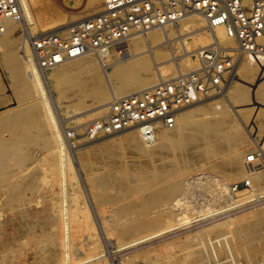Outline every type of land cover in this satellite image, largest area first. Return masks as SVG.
<instances>
[{"label": "bare ground", "instance_id": "obj_1", "mask_svg": "<svg viewBox=\"0 0 264 264\" xmlns=\"http://www.w3.org/2000/svg\"><path fill=\"white\" fill-rule=\"evenodd\" d=\"M22 1L24 3V7H25V12H24L25 20H22L21 22L8 20L7 21L8 29L5 33L2 34L3 37L1 38V43L5 44L8 47H11V45L14 46L15 38H17L16 49H14L17 51V53L10 56V60L14 61V63L16 62V65L19 68V70L16 74L18 75V78L21 82L22 92H25V95L32 97L33 102H34L33 104H35L34 116H36L37 118L43 119L42 121H44V126H45V128L47 130V134H48V136L45 137V139H46L45 145H47L49 147V149L47 150L48 152H44L43 154H41L39 158L35 159L34 163L40 165L39 167H40L41 172H42L41 179H44L43 181H45L47 183V186L50 187V189L53 191V195H54L50 199L51 200L50 211L56 212L57 215L55 214L56 217L54 218L53 217L54 213H52V214L50 213L51 215L49 214V217H51V219H52V217L54 219L58 218V223L57 224L55 223L56 225H54V227L52 226V229H53L52 232L58 233V234L57 233L56 234L58 235L59 241L57 242L55 240L54 241L52 240V239H54V238H52L54 236V234H53L51 237L52 241L50 240L48 242V243H52V244L56 245V247H57V249H56L57 251L54 250L55 253H52V255H50L51 260L52 259H54V260L59 259L60 264H111L110 262H108L105 259V257L107 256V255H104L105 250H103V248L105 246L104 247L102 246L105 243L100 246V244H101L99 242L100 240H97V239L94 241L90 240L91 243H89L87 246H85L84 242L80 243L81 239H79V237L80 236L84 237L85 235H87V234H85L83 236L84 233L89 234V239L90 238L94 239L96 237V234L98 235L97 227H99V226H100L102 232H104V233L106 232L105 237L112 238L111 236H114L118 240V242L119 241L121 242L120 244H118L119 247L117 250H113L116 248V246H114L115 244L113 245L112 243H110V244H112V246H111L112 252H110V251L109 252L112 255L111 259L114 260L115 258H118L119 256L114 255L113 252L119 251L121 249H128L132 246H135L139 243L147 241L151 238L154 239V237H156V236L158 237L159 235H162V236H160L162 238L163 235H165V233H169L172 231H174V233H175L176 230L180 229V227H183V226L185 227V226H187V224H190V223L193 224V222L197 223L199 221V224L197 223L198 225H195V226L193 225L194 226L193 228H197V227L201 226L200 230L195 229V231H197L199 233V231L205 230L207 238H210V236H208V233L206 232V230H208V232L210 231V233H211V231H214L219 226H224V225L231 226V225H233L235 223L236 219H238L240 217L243 218V216H245V215H247V216L253 215V217H257V216H260L263 214L259 210H262L264 208V200H263L264 193H262L261 195L259 194L258 196L255 193L256 194L255 195L253 193V192H255L253 190V189H255V186L253 184V189L247 188V187L243 188L244 186H242L241 187L242 189L232 190L233 193L231 192L230 196L228 197L227 193L230 189L229 187H231L230 186L231 183L229 180L223 178L219 174H217L218 176H220L218 179H215L216 176H215V178L214 177L211 178L212 175L210 176L209 174H205L203 177V180H201L202 183H205V184H203L205 186H206V184L208 186L209 185L208 183L213 184V185H211V184L210 185H211V187L214 186L213 187L214 188L213 193H215V196H214V194L211 193L212 191L211 192L209 191V190H211L210 189L211 187L209 186V190H207V192L209 191L211 194H213L214 197L210 198L211 200L206 202V204H204V206L195 205L190 200H188V194L191 192V187H192L190 184L191 181H189L187 183V187H189V189L180 193L181 195H179V196H181V197H174L168 205L166 202H167V199H169V197L172 195V193L174 191H177L181 187V181H180V179L177 178V176L179 174H181L182 172H185V171H193L196 168H198L200 166H204L206 164H209V167L213 168L217 172H222V173L226 174L230 178H237L241 175L242 176L245 175L246 177H249V179L255 180V182H256L257 179H259V177L262 178L264 176V164L259 163V161L261 162L262 158L264 159V139H261L260 142L257 141L258 146L257 145L256 146L258 147V149L256 151L255 150L252 151V153L257 152L255 155L257 160L254 163L248 162L249 156L246 157L247 150L242 146V144L238 143L234 139H231L230 141L228 140L229 141L228 143H222L220 139H216V140L213 139L216 134H218V133L220 134L221 131H223V129L228 126L227 124H230L232 122L231 118L227 115V112L224 110V108H227V104H226L227 102H229L230 104L231 103L233 104V102H235L237 104V106L239 107V109L241 110V112L243 113L244 118H248V116L249 117L252 116V118H253L252 119V122H253L252 126L254 127V129H256L257 131H260V132L263 131L264 127H262V125H264L263 124L264 118L259 117L258 114H260V112H259L260 110L264 111V77L263 78L260 77L258 80H256L257 86H256V89L253 88V90H250L244 84H240L239 87H237V90L233 91L232 84L233 83H235V84L245 83L249 79L256 78L257 77L256 73H258V69L251 68L249 66L248 62L250 63L251 61H253V62L254 61H261V60H264V58L258 59V58H255V57H252V56L246 54L244 56H241L238 59L237 63L235 64V66L231 70V75L236 70L238 62L243 57L250 56V58L245 57L241 60L239 66H238V70H237V73H239V77H235L232 81H230L231 83L229 81L226 83L224 91L222 92L224 94H221L222 97L224 96L223 102L221 103V101H219V100L216 102L215 101L210 102V104L212 103L215 105V108L220 109V114L213 117L210 121L211 124L216 126V129H215L216 132H214V134H212L211 137L205 138L200 134V132L192 131L191 126L189 124V120L191 117H190V114L187 110L182 112V118H181V121L179 123H178V117H177V121H176V124L174 126H172V127L159 126L156 129L155 136L152 140H147L146 137L143 135L142 131L137 127L127 128V129L136 130V131L127 132L128 135L125 138V141L127 142V144L133 149L135 154H143L145 156V159H146L145 164H146V166H148L152 170L153 176L155 178H158L159 180L161 179V180H167L168 181L167 185H164V186H161L158 188H154L151 191L150 196H146V198H145V202H148V203L152 202L153 204L160 203V205L162 204V206L155 213L154 222L152 224L151 223L144 224L141 222H129L127 224H121V222L124 221V219H126L125 217L120 216V217L116 218V217L111 216L110 218H107L104 221L101 219V225H100L99 218H98L97 214H95L94 216L88 215L89 213H91L88 210L89 209L88 203L90 201L88 202L84 196L83 186H82L84 184H81V181H80L81 179H79L77 174H76V169H75V165H74L75 162L73 161V154L75 153V151H76V153H78L84 149H87L91 145H89L85 148L79 149L77 140L74 141V143H75L74 145H73V143L69 142L68 135H67V132L70 131V129L68 128L69 123H67L68 117L63 116V111H65V110L63 108L61 109V101L58 100L59 98L57 99V96L55 94L56 93L55 92L56 87L57 86H65L67 84L69 85V83L71 81L75 80L78 73L73 72V70H75L76 68L77 69H85V68H89V67L95 68L94 66L100 65L101 68L103 69V74H104V79L102 80V78H101V84L104 81H106V83L109 84V86H111L112 98H114L115 96L127 95L130 93H133V90L138 91L140 89L156 85L157 83H159L162 80L170 79V78L176 76L180 72H185V70H190V68H194L196 66L195 64H197V62H196V60H193L190 57V55L192 53H197V51L200 48H203V47L209 45L215 37L219 40V42L221 44L227 45V46H233V47H235L237 45V40L234 37L230 36L223 26H216L215 29L212 30L211 28H209L207 26V22L204 19V17H202L198 13H195V15L194 14L188 15V16H186V17H184L178 21L168 23V24L161 26V27H156V28H152V29H149L146 31L134 33L133 35H131L128 38V40L123 45H113V46L107 48L106 50L101 51L100 54L99 53H88V54H84V55L77 56V57H71V58L63 59L62 61L58 62L57 64H55L51 67L42 68L36 62L35 55L33 52V47L31 45V43L26 41L24 38V34H23V29L25 28L24 21H26L30 25V29L34 35L38 34L37 33L38 30H42L43 32H56L55 30L51 31L52 29H54V27H56V26H51V24L54 22L56 23V21L58 22L59 20H61V16L62 15L66 16V13L64 14V12H62L61 8H63V7L59 8L58 6L55 5L56 2H55V4L52 3L53 2L52 0H22ZM89 1H90V5L88 8H86V10L84 9L82 11H79V10L70 11L71 17L76 20V21H72L74 24H78V23L82 22L84 19H87L85 15H84L85 17L82 16L84 13H87L88 15H93L94 13L97 14L96 12L99 11V7L102 6L101 4H100V6L94 4L95 1H93V0H89ZM33 6H35V8H33ZM63 9H65V8H63ZM193 16H197L195 18L193 24L196 26H199V28L191 29L189 32L185 33L183 35V37H177V36L171 37L170 36L171 33L166 32L165 28H167V27L172 28L171 26L177 25L179 22H181V21L183 22L186 19H188L189 17H193ZM62 18L63 19L61 21L64 22L63 20H65V19H64V17H62ZM61 21H59V22H61ZM65 22L62 24L63 25L66 24ZM204 23H205V26L203 25ZM18 24L22 25V34L19 33V28H17ZM187 24H188L187 21L183 22L182 26H183L184 30L189 29L191 27V26L187 27L186 26ZM69 26H70V24H69ZM65 27H66V25H65ZM65 27L62 26V28H65ZM178 28H179V25H178ZM172 29H174V27ZM67 30L69 31L70 29H67ZM200 30H204L205 33L203 32L200 34H196V33H199ZM174 31L175 30H172L173 36L175 35ZM192 33H193L194 40L192 43L191 42L189 43L186 39H187V36L192 35ZM18 39L20 40L19 43H18V41H19ZM177 40L180 42V44L184 48L183 49V50H185L184 56L187 58V59L184 58L187 62L184 65V68H182V69H181L180 65L178 66L179 69L176 66V62H177L178 58H177V54H175V52H174V50L176 49L174 44H175V41H177ZM19 44H20V46H19L20 50L18 47ZM194 45L195 46L198 45V46L193 48ZM10 50H12V48ZM93 55H95V56H93ZM163 59L164 60L165 59L166 60L172 59L173 63H171L169 61V64L160 66L161 60H163ZM150 61L154 65L155 69L157 70L156 75L159 79L158 82L156 81L157 83H155V80L154 81L152 80V75L150 73L148 74V73L144 72V71L148 72V70H150L149 63H148ZM121 65L125 66L127 69L130 70V72H128V73H130L131 76H130V74L128 75L126 73L123 77H127V76L129 77L130 76L129 78L128 77L125 78V80H123L119 84H113V80L115 78H118V70L121 69L120 68ZM139 69L144 70V71L142 72ZM166 74H171L173 76L169 77V76H166ZM2 87L3 86H2L1 81H0V91L2 90ZM227 90H228V94H226ZM119 94H122V95H119ZM229 94L231 95V97L228 98L227 95H229ZM216 95H220V94H216ZM208 98H210V97H208ZM208 98H205V99H208ZM205 99L195 101V102L187 105L186 107L194 105L195 103H200V102L204 101ZM28 103H29V101H28ZM106 105H107V103L101 104V106L92 108V109H90L84 113H87L86 115H89V116L94 115L99 111H105ZM186 107H184V108H186ZM184 108H182L180 110V112ZM66 112H65V114H66ZM72 112H75V111H72ZM180 112H179V114H180ZM84 113H81V115H83ZM179 114H178V116H179ZM74 115L77 116L80 114L75 113ZM36 117H35V119H36ZM79 118L81 119V116H79L78 119ZM11 119H12L11 116H7L6 119L4 117H0V124H2L4 122H10ZM4 124L0 125V126L5 127ZM84 124L85 123H82L81 125L79 124L78 126H83ZM4 129H6V128H4ZM82 129H83V127H82ZM127 129H125V130H127ZM4 131L3 132L1 131V133H4ZM122 131H124V130H121L119 132H115L112 134H108V135L117 134V133H120ZM6 133H8V132H6ZM5 135L7 136V134H5ZM103 136L107 137L106 135H103ZM137 137H139L138 139H140L142 144H139ZM0 138H1V136H0ZM6 138H8V137H6ZM6 138L3 137L0 140V148L2 147L1 144L4 145V149L0 150V173H1L0 178L1 179L3 178V180L5 179L8 181L10 179L9 177L11 176V174L15 171L14 165H17L20 162H22L24 164V162H26V160H28L31 157H30V154L27 155V157H25V153H26L25 151H24L25 153L17 151L22 146V144L20 143L21 138H19L17 136H10V138H8L9 140ZM101 138H102V136H101ZM97 139H95V140L97 141ZM99 139H100V137H99ZM110 139H113V138H109L108 140H106V142H109ZM160 139H161V142H159ZM255 139H256V137H255ZM95 140H92V141L95 142ZM88 143H92V142H88ZM88 143H86V144H88ZM74 147H77V149ZM80 147H83V145L82 146L80 145ZM221 147L224 149L228 148L229 150H231V149L235 150V153L231 154L226 159L217 160V159H215L216 157H215L214 152L216 150L220 151L219 148H221ZM124 152H125V150H124ZM13 157H16L17 160H13L12 159ZM124 158H126V157H124ZM249 179H245V180H247L248 183L251 185V183H250L251 180L249 181ZM5 180L1 184H4V182H6ZM198 181H200V180H198ZM10 184H11V182L10 183L8 182V185H6V186L9 187ZM188 184H190V185H188ZM195 184H196V182H195ZM4 185H1V187ZM85 185H86V183H85ZM200 185H201V183H200ZM201 186H200V188H201ZM23 187L24 186L22 184L17 185V183H16L15 187H12V188L9 187L8 189L5 188L4 190L7 189L9 191V193H11L13 195L15 194L16 196L15 195L14 196L17 198V197H19L17 194L19 192H21ZM206 188L208 189V187H205V189ZM227 188H228V190H227ZM205 189H203V187H202V190L205 191ZM0 190H1V188H0ZM5 194H8V193L5 192ZM19 195H21V194H19ZM253 195L256 197H254ZM0 196H2V195H0ZM15 197H12V198H15ZM210 197H212V196H210ZM254 199L255 200L259 199V202L257 204L245 206L244 208L238 209V207H242L243 205H247L250 201H254ZM90 200H91V197H90ZM217 200H219V201L221 200V201L219 202ZM28 202H30V201H28ZM17 203L15 205H10L6 210L2 209V207H4L3 205L1 206V208H0V229L6 223H10L11 225H14L16 227L24 226V228L26 230H28L27 226H28V223L30 222L29 219L31 217H33V211L34 210L28 209V208L26 209L25 206L27 204L25 202H23L24 204L21 201H20V203H19V201ZM3 204H5V203H3ZM142 204H143V202H139V203H135L133 206H138V208L140 209ZM260 205H263V206L261 207ZM214 206H216V207H214ZM258 206H260L261 208H254V207H258ZM252 208H254V209L250 210ZM134 209H137V207H134ZM234 209H238V210H234ZM232 210H234V211H232ZM246 210H248V212H245L244 214L237 215V214H239L243 211H246ZM42 212L44 213V211H42ZM131 212H134V211L132 210ZM85 213L87 214L86 216H84ZM45 214H42V216L44 215L43 218L47 217L48 220H50L49 217L46 216ZM5 215H7L6 216L7 218L5 217ZM128 216H129V218H131V214H128ZM93 217L96 218L95 219L96 222L93 219ZM4 218H6V219H4ZM40 218L41 217L39 216L37 218V220ZM33 219H34V221H36L35 218H33ZM40 220H42V219H40ZM34 221H33V223H35ZM54 222H57V221L55 220ZM54 222H53V224H54ZM204 225H208V226L205 227ZM151 226H157L160 228L156 231H153L152 233H149V234L144 233V235H140L135 239L128 240L129 237H131V235H133L135 232L145 231L147 228H149ZM189 229H186V231L188 232ZM30 231H32V229H30ZM192 231H193V229H192ZM23 232L27 233L29 231L23 230ZM23 232L21 231V233H23ZM187 232H185V233H187ZM26 233H23V234L25 235ZM180 233H183V232H180ZM189 233L190 232H188V234ZM191 233L193 234V232H191ZM191 233H190V235H191ZM139 234H141V233H139ZM26 235H28V234H26ZM30 235H32V233H30ZM109 235H111V236H109ZM171 235H176V233L171 234ZM185 236H188V235H185ZM194 236H197V235H194ZM99 237L100 236H97V238H99ZM166 237H168V236H166ZM177 237H178V235H177ZM183 238H185V237H183ZM192 238H193V236H191V239ZM197 238H198V236H197ZM165 239L163 238L162 241L163 240L165 241ZM167 239H169V238H167ZM82 240L85 241L86 239L84 240V238H82ZM122 240L123 241L125 240V242H122ZM105 241L106 240L104 239V242ZM167 241H168V243H171V242H169V240H167ZM171 241H172V239H171ZM166 242L162 243L163 244L162 246H165L164 244ZM83 243H84V245H83ZM201 243H202V240H201ZM237 243H235L236 247L240 245L239 243L237 245ZM253 243H254V241H253ZM110 244H109V246H110ZM152 244H153V242H152ZM243 244H241L242 247H243ZM248 244H250V246ZM248 244H246L247 248L248 247L251 248V246H253V245H251V242L250 243L248 242ZM254 244L256 245L257 243L255 242ZM166 245H168V244H166ZM169 245H171V244H169ZM194 245L195 244L192 245L193 248H195ZM198 245H200V244H198ZM198 245H197V247H198ZM241 245H240V247H241ZM263 245H264V243H263ZM263 245H262V247H263ZM143 246H145V245H143ZM188 246L190 247V245H188ZM246 246H244V248ZM73 247H75V249L79 252L80 255L84 256L83 259L74 260L75 256H74V252H73ZM101 248H102V250H101ZM138 248L139 247H137V249ZM244 248H242V249L244 250ZM258 248H259V246H258ZM142 249H140V250H142ZM242 249H240V250H242ZM76 250H74V251H76ZM234 250H236V248ZM237 250H239V248ZM237 250L235 252H238ZM240 250H239V252H240ZM133 251H134V249H133ZM149 251L153 252L156 250L152 249V251L151 250H149ZM190 252L193 254V252H196V251L192 250ZM197 253H198L197 254V257H198L199 252H197ZM202 254H203V252H202ZM119 255L121 256L123 254H119ZM205 255L206 254H204L203 257ZM210 255H212V254H210ZM76 256H78V255H76ZM184 256L186 257V254ZM187 256H188V253H187ZM190 256H192V255H190ZM208 256L209 255H207L205 257L208 258ZM81 257H78V258L80 259ZM211 258H212V256H211ZM256 258H258V257H256ZM256 258H254V259L256 260ZM129 259H131V258H129ZM191 259H192L191 260V262H192L193 258H191ZM197 259L198 260L195 262V264H198V262H200V264H201V261H199V258H197ZM209 259H210V256H209ZM262 259H263V257H262ZM201 260H202V262L206 261L203 259H201ZM232 260H233V256H232ZM121 261H122L121 264H123V259H121ZM186 261L188 262L189 258L186 259L185 262ZM208 261L209 260L207 259L205 264H207ZM232 262H234V261H232ZM236 262H237V259H236ZM236 262L234 264H236ZM118 263H119V261H118ZM250 264H257V263H256V261H253ZM260 264H262V263H260Z\"/></svg>", "mask_w": 264, "mask_h": 264}, {"label": "rangeland", "instance_id": "obj_2", "mask_svg": "<svg viewBox=\"0 0 264 264\" xmlns=\"http://www.w3.org/2000/svg\"><path fill=\"white\" fill-rule=\"evenodd\" d=\"M52 1H53L52 3H54V4L56 2L55 5L58 6L59 8H61V7L65 8V9H63V8H61V9H62V12H64V14L66 13V16L65 15L61 16V20L63 19L62 17H64L65 20H63V21L64 22L66 21L65 22L66 24L63 25L62 23H64V22H62L61 20H59L61 22L56 21V23L54 22L51 24V26H56L51 31L55 30L56 32H67L68 31L67 29H71L72 27L77 25V24H74L72 22V21H76V20L71 17L70 11H74V10L82 11L84 9L86 10V8H88L90 5L89 0H52ZM93 1H95L94 4L100 6V4L101 5L103 4L104 0H93ZM33 8H35V6H33ZM100 11H102V6L99 7L98 12H100ZM98 12H96V13L98 14ZM94 14L88 15L87 13H84L82 16L83 17L86 16V18L89 19V18H92L96 15V14L95 15ZM196 17L197 16L189 17L188 19L183 21V22H186V21L188 22V24L186 26L187 27L191 26L189 29L184 30V28L182 26L183 22L181 21L177 25L171 26L172 28L174 27V29L167 27V28H165V30L167 33H171V35H170L171 37H175V36L183 37V35L185 33L189 32L191 29L199 28V26H196L193 24ZM69 24H70V26H69ZM65 25H66V27H65ZM178 25H179V28H178ZM203 25L205 26V23ZM62 26H64L65 28H62ZM17 28H19V33L22 34V25L18 24ZM172 30H175L174 36L172 35ZM42 32H43L42 30L37 31V33H42ZM203 32L205 33L204 30H200L199 33H196V34H200ZM2 37H3V35H0V69H1V72H2L3 77H4V81H2L3 87H2V90L0 91V101H3V102L6 101V103L8 105L0 110V117H4L6 119L7 116H11L12 119L10 120V122H4L5 124L4 123L0 124V125L4 124V126H5V127L0 126V136H1V138H3V137L4 138H6V137L10 138V136H17V137L21 138L20 143L22 144V146L17 151H20L23 153L26 152L25 157H27V155L30 154L31 158L26 160V162H24V164L22 162H20L17 165H14L15 171L11 174V176L9 177L10 179L8 181L4 179L6 181V182H4L5 185L1 184V183H3L4 180H3V178L2 179L0 178V188H1L0 195H2V196H0L2 198V199L0 198V203H1L0 208L3 205L4 207H2V209L6 210L10 205H15L18 201H19V203L21 201L22 203L25 202L27 204V205L25 204L26 206L24 205L26 209L28 208V209H32L34 211H33V217H31L29 219L30 222L28 221L29 222L28 226H27L28 230H26L24 228V226L16 227L14 225H11L10 223H6L0 229V264H60L59 259H56V260L52 259L51 260V258H50V255H52V253H55L54 250L57 249L56 245H54L52 243H48L51 240V237L53 234H54V236L52 238H54V239H52V240L53 241L55 240L57 242L59 241L58 235H57L58 233L56 232L57 233L56 234V233L52 232V230H53L52 226L54 227V225H56L58 223V218L54 219L57 215L56 212L50 211V209H51L50 208V204H51L50 199L54 196L53 191L50 189L49 186H47V183L45 181H43L44 179H41L42 172H41V169L39 167L40 165L34 163L35 159L39 158L41 154H43L44 152H48L47 150L49 149V147L47 145H45L46 144L45 143L46 142L45 137L48 136L47 130L44 126V121H42L43 119H40V118H37L36 116H34L35 104H33L34 103L33 99L31 96L25 95V92H22L21 82L18 78V75L16 74L18 72L19 68L16 65V62L14 63V61L10 60V56L17 53V51L14 50V49H16L17 38H15L14 46L11 45V47H8L5 44L1 43ZM186 40L189 43L190 42L192 43L194 40L193 33H192V35H188ZM19 42H20V40L18 41V43ZM174 45L176 48L174 50V52H175V54H177V58H178V60L176 62V66L178 68V66L180 65V67L182 69V68H184V65L187 62L185 60L187 58L184 56L185 50H183L184 48L182 47V45L180 44V42L178 40L175 41ZM19 46H20V44L18 45V47ZM197 46L198 45H196V46L194 45L193 48L197 47ZM9 48L10 49L12 48V50H10ZM19 50H20V47H19ZM93 56H95V55H93ZM190 57L193 60H196V62H197L196 55L194 53H192L190 55ZM245 57L250 58V56H245ZM245 57H243V58H245ZM241 60L238 62L237 68L232 73V75H231V72H228V74H227L228 79L227 80L229 82L232 81L235 77H239V73H237V70H238V66H239ZM169 61L171 63H173L172 59L171 60H166V59L161 60L160 66L169 64ZM148 63H149V67H150V70H148V72H146L144 70H140V69L139 70L142 72L144 71L145 73H148V74L150 73L152 75V80L153 81L155 80V83H157L159 80L157 75H156L157 70L155 69V67L151 63V61ZM248 64L251 68L258 69V73H256L257 77L253 78V79H249L245 83H237V84L233 83L232 84L233 91H236L237 87H239L240 84H244L250 90H253V88L256 89V86H257L256 80H258L260 77L261 78L264 77V60L254 61V62L251 61L250 63L248 62ZM195 65H197V64H195ZM94 67L95 68L89 67V68H85V69H77L76 68L77 70L76 69L73 70V72L78 73L76 79L71 81L69 83V85L67 84L65 86H57L55 89L56 90L55 94L57 96V99L59 98L58 100L61 101V109L63 108L65 110V111H63V116L68 117V120H67V123H69L68 128L70 130L71 129H77L80 133L83 131L82 127L85 124L83 126H78L79 124L81 125L82 123L89 122L90 120L101 116L105 111H99L96 114L90 115V116L86 115L87 113H84V112H87L88 110H90L92 108L101 106V104H104V103H107V105H108L109 101H111V99H112L111 86H109V84H107L106 81H104L101 84V78H102V80L104 79L103 69L101 68L100 65H97ZM120 68L121 69L118 70V78H115L113 80V84L121 83L123 80H125V78L128 77L127 75H126L127 77H123V76L126 73L128 75L130 74V73H128V72H130V70L127 69L125 66L121 65ZM190 69H192V68H190ZM185 71H188V70H185ZM130 76H131V74H130ZM166 76L172 77L173 75L166 74ZM134 91L135 90H133V92ZM223 91L224 90H222L220 93H217L220 95L213 94L214 95V96L212 95L213 97L210 96V98L205 99L204 101H202L200 103H195L194 105H191L189 107L184 108L178 116V123L181 121L182 112L187 110L190 114V117H191L189 120V124L191 126L192 131L200 132V134L205 138L211 137L212 134H214V132H216V130H215L216 126L211 124L210 121L213 117L220 114V109L215 108V105L212 103L210 104V102H214V101L216 102L219 100L222 103L224 100V98H223L224 96L222 97V95H221V94H224V93H222ZM226 94H228V90H227ZM119 95H122V94H119ZM227 97L229 98V97H231V95L229 94V95H227ZM4 99H6V100H4ZM28 101H29V103H28ZM226 104H227V108H224V110L227 112V115L231 118L232 122L230 124H227L228 126L225 127L223 129V131H221L220 134L219 133L216 134L213 139L214 140L220 139L222 143H228L231 139H234L238 143L242 144V146L247 150L246 157H248L252 153V151H254V150L256 151L258 149V147H257L258 142L257 141L260 142L261 139H264V129L261 132L254 129V127L252 126L253 125L252 116H250V117L248 116V118H244L243 113L241 112V110L239 109V107L237 106V104L235 102H233L234 105L232 103L230 104L229 102H227ZM72 111H75V112H72ZM65 112H66V114H65ZM259 112H260V114H258V116L264 118V111L260 110ZM75 113L80 114V115L75 116L74 115ZM81 113H84L83 114L84 116L81 115ZM79 116H81V119L80 118L78 119ZM35 117H36V119H35ZM262 127H264V125H262ZM4 128H6V129L8 128V129L6 130ZM1 131L2 132L4 131V133H1ZM129 131H136V130L127 129V130H124V131L117 133V134L106 135L107 137L102 136V138L101 137H100V139L98 138L97 141L95 140V142L88 141L85 139L84 140L81 139V140L77 141L79 149H82V148H85V147L91 145L87 149H84L78 153H76V151H75V153L73 154V161L75 162L74 165H75V169H76V174H77L78 178L81 179L80 180L81 184H84V185H82L84 196L88 202L90 201L88 203V205H89L88 210L91 213H89L88 215L94 216L95 214H97V216L99 218L100 225H101V219L104 221L105 219L110 218L111 216L116 217V218H118L120 216L125 217L126 219H124V221H122L121 224H127L129 222H141L144 224H148V223L152 224L154 222L155 213L162 206V204L160 205V203L153 204L152 202H149V203L145 202V198H146V196H150L151 191L154 188H158V187L167 185L168 181L167 180H161V179L159 180L158 178H155L153 176L152 170L148 166H146V164H145V161H146L145 156L143 154H135L134 153L133 149L125 141V138L128 135L127 132H129ZM6 132H8L9 134ZM5 134H7V136ZM255 137H256V139H255ZM1 138H0V140H1ZM8 138H6V139H8ZM109 138H113V139H110L109 142H106V140H108ZM138 138L139 137H137L139 144H142V142ZM87 141L92 142V143H88ZM159 142H161V139ZM86 143H88V144H86ZM80 145L81 146L83 145V147H80ZM1 146L2 147L0 148V150H3L4 145L1 144ZM74 148L77 149V147H74ZM227 149L228 148L224 149L221 147V148H219L220 151L216 150L214 152L215 157H216L215 159L223 160V159H226L227 157H229L231 154L235 153V150H232V149L227 150ZM124 150H125V152H124ZM124 157H126V158H124ZM12 159L17 160L16 157H13ZM259 163L264 164V159L262 158L261 162L259 161ZM196 169L193 171L182 172L181 174H179L177 176V178L180 179V181H181V187L177 191H174L172 193V195L169 197V199H167V202H166L167 205L170 203V201H172V199L174 197H181V196H179V195H181L180 193L188 190L189 187H187V183L189 181H192L190 183L192 187H191V192L188 194V200H190L195 205L204 206V204H206V202L211 200L210 198H213L215 196V193H213L214 192V190H213L214 186L211 187V185H213V184L208 183L209 185L207 186V184H206V186H205V185H203L205 183L201 182V180H203V177L205 174H209L210 176L212 175L211 178H213V177L215 178V176H216L215 179H218L220 176H222L223 178L229 180L231 183L230 184L231 187H229L230 189L227 193L228 197L230 196V193L232 192V190H234L233 188L237 185L242 184V182H244L243 188L247 187V188L253 189V184H254L255 189H253V190L255 192H253V193L254 194L256 193L257 196L259 194L261 195L262 193H264V176L262 178L259 177V179H257V181L255 182V180H251V179H249V177H246L245 175H243V176L241 175L237 178H230L226 174H224L222 172H217L213 168L209 167V164H206L204 166H200ZM217 174H219L220 176H218ZM195 178L197 180L196 184H195V182H193V180ZM245 179H249V181L251 180L250 181L251 185L246 184ZM198 180H200V181H198ZM8 182L9 183L11 182V184L9 186L11 188L15 187L16 183H17V185L22 184L24 186L22 188L21 192H19L17 194L19 196V197H17L18 199L15 197L16 196L15 194H14L15 195L14 196L13 194L9 193V191L7 190L9 188L8 186H6V185H8ZM85 183H86V185H85ZM200 183L202 186L200 185ZM190 184H188V185H190ZM1 185H4V186L1 187ZM200 186H201V188H200ZM209 186L211 187L210 188L211 190H209ZM202 187H203V189H205V187H208V189L206 188L204 191V190H202ZM5 188H7V189L4 190ZM238 189H242V188L238 187ZM207 190H209L210 192L212 191L211 193H213L214 196L209 191L207 192ZM227 190H228V188H227ZM5 192L8 194H5ZM19 194H21V195H19ZM210 196H212V197H210ZM12 197H15V198H12ZM90 197H91V200H90ZM263 200H264V198H263ZM28 201H30V202H28ZM217 201H219V200H217ZM2 202L5 204H3ZM139 202H143L140 209L138 208V206H133L135 203H139ZM245 206L246 205H243L242 207H238V209L244 208ZM260 206L262 207L263 205H260ZM260 206L254 207V208H261ZM134 207H137V209H134ZM214 207H216V206H214ZM254 208H252L250 210H253ZM131 209L134 212H131L132 211ZM238 209H234V210H238ZM234 210H232V211H234ZM42 211H44V213ZM259 211L261 213H263L260 216L253 217V215H251V216L245 215V216H243V218L242 217L238 218L239 220L236 219L235 223L231 226H226V225L219 226L214 231H211V233H210V231L208 232V230H206V232L208 233V236H210V238H207L205 230L199 231V233L197 231H195V229L200 230L201 226L197 227V228H193L195 225L199 224V221L197 222L198 224L195 222H193V224L192 223L187 224V226H185L186 228L183 226V227H180L179 230H176V232H175L176 235H171V234H175L174 231H172V232H169L170 234L165 233V235L168 237L163 235V237L161 238L160 236H162V235H159L158 237L157 236L154 237V239L151 238L147 241L139 243V244L132 246L128 249H121L119 251L113 252L114 255L119 256L118 258H115L114 260L111 259V256H112L110 253V252H112L111 246H112V244L113 245L115 244L114 246H116V248L113 250H117L119 247L118 244H120L121 242L120 241L118 242V240L114 236H111V235H109V236H111L112 238L105 237L106 232L105 233L102 232L100 226L97 227L98 235L96 234V237L94 239L93 238L89 239L88 233H84L83 236L85 234H87V235H85L86 237L80 236L79 239H81L80 243L81 242L85 243V246H87L89 243H91V241H94L96 239L100 240L99 241L101 243L100 246L105 243L104 245H102L103 247L107 246L106 248L104 247L105 249L102 247L103 250H105L104 255H107L105 257V259L108 262H110L111 264H113V263L114 264H121V262H122L121 259H123V264H190V263L195 264V262L198 260L197 258H199V261H201V264L202 263L205 264L207 259L210 261V262L208 261L207 264L208 263L209 264L210 263L211 264H213V263L214 264H232V263L234 264L236 262V259L238 262V263L236 262V264H250L253 261H256L257 264L258 263L263 264L264 263L263 262L264 261V256H263L264 255V252H263L264 251V245H263V243H264V208L262 210H259ZM40 212L42 214L46 213L45 215L48 217H49L50 213L51 214L54 213V216H53L54 218L52 217V219H51V217H49L50 220H48V218L45 217L47 219L46 220L45 218H43L44 215L42 216V214ZM245 212H248V210L243 211L237 215L244 214ZM128 214H131V218H129ZM36 215L37 216L39 215L41 217L40 219H42V220H40V219L37 220V218L39 216L37 217ZM86 215L87 214L85 213L84 216H86ZM6 216L7 215H5V217ZM6 218H4V219H6ZM33 218H35L36 221H34ZM93 219L95 220L96 218L93 217ZM55 220L57 222H54ZM33 221L35 223H33ZM53 222H54V224H53ZM95 222H96V220H95ZM204 226L206 227L208 225H204ZM159 228L160 227H157V226H151V227L147 228L145 231H137L133 235H131V237H129L128 240L135 239L140 235H144V233L145 234L152 233L153 231H156ZM22 229L24 231H29V232H27V233L23 232ZM30 229H32V231H30ZM186 229H189L188 232H190V233L193 232V234L192 233H191V235H190V233L188 234ZM192 229H193V231H192ZM20 230L23 233H26L28 235H26V234L24 235L23 233H21ZM180 232H183V233H180ZM185 232H187V233H185ZM30 233H32V235H30ZM139 233H141V234H139ZM177 235H178V237H177ZM185 235H188L190 238L188 236H185ZM194 235H197L198 238H197V236H194ZM97 236H100L99 237L100 239L97 238ZM191 236H193V238H192L193 240L191 239ZM81 237L84 238V240L85 239L86 240L83 241ZM183 237H185L186 239ZM163 238L164 239L166 238L165 241L164 240L162 241ZM167 238H169V239H167ZM104 239L106 240L105 242H104ZM171 239L173 242L171 241ZM167 240H169V242H171V243H168ZM201 240H202L203 244L201 243ZM253 241H254V243L256 242L257 244L255 245L253 243ZM122 242H125V240L124 241L122 240ZM152 242H153V244H152ZM164 242H166L164 244L165 246H162L163 245L162 243H164ZM237 242L240 245L243 243L245 244V245L243 244V247L241 245L242 248H244V246H246V244H248V242L249 243L251 242V245H253V246H251V248L248 247L249 249L246 246L243 250L240 247V245L237 247L235 246L236 245L235 243H237ZM84 243H83V245H84ZM108 243L109 244L112 243V244H110V246H109ZM238 243H237V245H238ZM142 244L145 246H143ZM166 244H168V245H166ZM169 244H171V245H169ZM191 244L192 245L195 244L194 245L195 248H193V246ZM198 244H200L201 246ZM188 245H190V247ZM197 245H198V247H197ZM248 245L250 246V244H248ZM262 245H263V247H262ZM258 246H259V248H258ZM137 247H139V248L137 249ZM102 248H101V250H102ZM235 248H236V250L238 248H239V250L240 249H242V250H240V252H239V250H237L238 252H235L236 251V250H234ZM133 249H134V251H133ZM140 249H142V250H140ZM152 249L156 250V251L150 252L149 250L152 251ZM74 250H76L75 247H73V252H74V256H75L74 260H81L84 258V256L80 255L77 250H76L77 252ZM128 250L129 251L131 250V251L129 252ZM192 250L196 251V252H193L194 255L190 252ZM197 252H199L198 257H197V254H198ZM202 252H203V254H202ZM187 253H188V256H187ZM119 254H123L124 256L123 255L120 256ZM185 254H186V257L184 256ZM204 254H206L205 256L209 255L210 259H209V256H208V258L204 256L205 257L204 258L203 257ZM210 254H212V255H210ZM76 255H78V256H76ZM190 255H192L193 257ZM211 256H212V258H211ZM232 256H233V260H232ZM261 256L263 257V259ZM78 257H81V258L79 259ZM128 257L131 259H129ZM256 257H258V258H256ZM188 258H189V261L185 262V260ZM191 258H193L194 262L193 261L191 262V260H192ZM254 258H256V260ZM201 259L206 260V261L202 262ZM118 261H119V263H118ZM232 261H234V262H232ZM198 264H200V262H198Z\"/></svg>", "mask_w": 264, "mask_h": 264}, {"label": "built area", "instance_id": "obj_3", "mask_svg": "<svg viewBox=\"0 0 264 264\" xmlns=\"http://www.w3.org/2000/svg\"><path fill=\"white\" fill-rule=\"evenodd\" d=\"M24 12L22 0H0V35L7 31L8 20H25ZM195 13L204 17L212 30L223 26L237 45H223L215 37L194 53V68L156 85L115 96L101 116L85 123L81 133L77 129L68 131L69 142L74 145L75 140L92 141L131 127L139 128L147 140H152L159 126L176 124L182 108L220 93L228 82V72L241 56L264 58V0H104L102 11L69 31L35 35L24 21V38L31 43L36 62L47 68L63 59L100 54L113 45H123L134 33ZM256 153L249 155V163L257 160ZM246 184L249 185L247 180ZM243 185L244 182L233 189ZM258 201L254 199L246 206Z\"/></svg>", "mask_w": 264, "mask_h": 264}, {"label": "crops", "instance_id": "obj_4", "mask_svg": "<svg viewBox=\"0 0 264 264\" xmlns=\"http://www.w3.org/2000/svg\"><path fill=\"white\" fill-rule=\"evenodd\" d=\"M0 81H1V84H2V81H4V77H3V74L1 72V69H0ZM4 94V93H3ZM6 100V99H4ZM8 104L6 103V101H0V110L3 109L4 107H6Z\"/></svg>", "mask_w": 264, "mask_h": 264}]
</instances>
